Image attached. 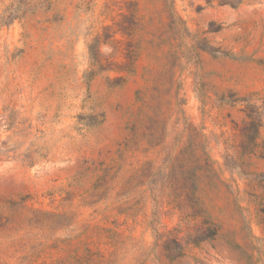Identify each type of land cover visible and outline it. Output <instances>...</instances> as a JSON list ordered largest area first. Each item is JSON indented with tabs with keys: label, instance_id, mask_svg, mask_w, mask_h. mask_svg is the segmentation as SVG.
<instances>
[{
	"label": "rangeland",
	"instance_id": "obj_1",
	"mask_svg": "<svg viewBox=\"0 0 264 264\" xmlns=\"http://www.w3.org/2000/svg\"><path fill=\"white\" fill-rule=\"evenodd\" d=\"M0 264H264V0H0Z\"/></svg>",
	"mask_w": 264,
	"mask_h": 264
},
{
	"label": "trees",
	"instance_id": "obj_2",
	"mask_svg": "<svg viewBox=\"0 0 264 264\" xmlns=\"http://www.w3.org/2000/svg\"><path fill=\"white\" fill-rule=\"evenodd\" d=\"M253 121H254V120H253ZM252 128H253V129H255V128L258 129L259 127H252ZM256 131H257V130H256Z\"/></svg>",
	"mask_w": 264,
	"mask_h": 264
}]
</instances>
